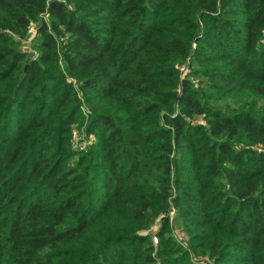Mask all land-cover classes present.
<instances>
[{
	"label": "trees",
	"instance_id": "trees-1",
	"mask_svg": "<svg viewBox=\"0 0 264 264\" xmlns=\"http://www.w3.org/2000/svg\"><path fill=\"white\" fill-rule=\"evenodd\" d=\"M0 264H264V0H0Z\"/></svg>",
	"mask_w": 264,
	"mask_h": 264
},
{
	"label": "built area",
	"instance_id": "built-area-1",
	"mask_svg": "<svg viewBox=\"0 0 264 264\" xmlns=\"http://www.w3.org/2000/svg\"><path fill=\"white\" fill-rule=\"evenodd\" d=\"M40 18H41V20H44L47 23H49V16L46 12L42 13L40 15ZM38 25H39L38 22H31L29 25V28H28V32H27V36L25 38V41L23 39L22 50L27 52V53L33 54L36 52L35 42H36L37 38L40 36ZM194 46H196V44H194ZM33 55H35V54H33ZM180 71H181V78L187 77V75L191 71V66H190L189 60L180 66ZM79 139H80L79 131L75 130L74 131V140L76 142L75 143L76 145L81 143ZM91 139H93V138L91 137ZM84 147H85V144L80 148L83 149Z\"/></svg>",
	"mask_w": 264,
	"mask_h": 264
},
{
	"label": "rangeland",
	"instance_id": "rangeland-1",
	"mask_svg": "<svg viewBox=\"0 0 264 264\" xmlns=\"http://www.w3.org/2000/svg\"><path fill=\"white\" fill-rule=\"evenodd\" d=\"M39 38H40V36L37 38V40H36V42H35V49H36V52L35 53H33V54H35V55H33V54H31L32 55V57L33 58H37L39 55H40V51H41V48L40 47H38L37 45H38V41H39ZM198 81L199 80H195L194 82H195V86L196 87H198V85H199V83H198ZM175 208H173L171 211H170V213H169V216L171 217L170 218V222H171V224H172V227H173V232H172V234L177 238V240H179V241H181V243L182 244H184V245H186L185 244V238H187V235L184 233V231L182 230V226H181V224H180V222L178 221V219L177 218H175L176 217V215H175ZM159 226H160V223H156L154 226H153V229L154 230H157L158 228H159ZM157 235H153V239H154V243L155 244H158V240H157V237H156ZM156 237V238H155ZM194 260H195V262H198V263H202V262H204V259L203 258H194Z\"/></svg>",
	"mask_w": 264,
	"mask_h": 264
}]
</instances>
